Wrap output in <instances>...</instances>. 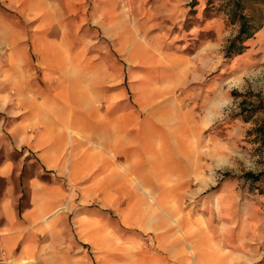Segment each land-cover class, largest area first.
<instances>
[{"label": "rangeland", "instance_id": "rangeland-1", "mask_svg": "<svg viewBox=\"0 0 264 264\" xmlns=\"http://www.w3.org/2000/svg\"><path fill=\"white\" fill-rule=\"evenodd\" d=\"M208 1L0 0V165L23 151L12 149L6 115L46 97L56 79L49 43L66 39L71 66L86 73L97 102L123 97L133 108L136 99L158 98L154 125L169 137L160 152L164 176L169 168L176 176L156 184L173 195L149 203L166 213L183 256L264 264V139L253 132L264 112L239 114L264 103V0L246 4L244 14L261 28L233 58L224 48L238 26L224 2ZM146 116L139 111V123L150 124ZM38 170L34 160L27 175ZM5 185L0 177V197ZM102 218L117 226L121 244L163 253L159 240L122 228L116 214Z\"/></svg>", "mask_w": 264, "mask_h": 264}, {"label": "crops", "instance_id": "crops-1", "mask_svg": "<svg viewBox=\"0 0 264 264\" xmlns=\"http://www.w3.org/2000/svg\"><path fill=\"white\" fill-rule=\"evenodd\" d=\"M68 44L49 43L56 79L46 97L6 115L12 149L23 151L0 165V264H198L167 232L166 213L149 203L170 196L156 184L176 176L171 168L164 176L160 152L169 137L154 125L158 98L136 99L133 108L119 96L97 102L86 73L71 66ZM139 111L150 124L139 123ZM2 127L3 120L0 134ZM34 160L40 170L27 175ZM102 213L153 236L164 254L121 244Z\"/></svg>", "mask_w": 264, "mask_h": 264}, {"label": "trees", "instance_id": "trees-1", "mask_svg": "<svg viewBox=\"0 0 264 264\" xmlns=\"http://www.w3.org/2000/svg\"><path fill=\"white\" fill-rule=\"evenodd\" d=\"M216 1L224 2L225 14L228 17V20L231 24H237V34L228 41L225 46V56L227 58H233L236 55L242 54L246 47L244 44L250 40L255 33L261 28V25L255 26L254 20L249 15L244 14V10H246V4H248L252 0H209L208 5L215 3ZM257 1V0H254ZM264 112V103L258 102V105H252L249 107H241L239 114L242 116L243 114H248V116H254V114ZM253 132L256 134L258 138L264 139V118L261 122L254 128ZM249 180L256 182L258 179L257 176H253L252 174L245 175Z\"/></svg>", "mask_w": 264, "mask_h": 264}]
</instances>
